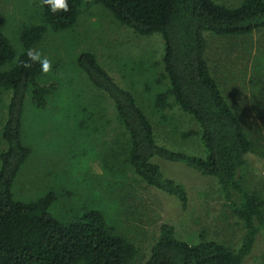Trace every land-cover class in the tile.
Returning <instances> with one entry per match:
<instances>
[{"label":"rangeland","instance_id":"obj_1","mask_svg":"<svg viewBox=\"0 0 264 264\" xmlns=\"http://www.w3.org/2000/svg\"><path fill=\"white\" fill-rule=\"evenodd\" d=\"M215 1L236 6L241 0ZM38 11V0H0V30L17 52L18 34L26 24L40 22ZM204 38L212 75L250 137L256 138L240 172V185L264 198V30L241 36L206 33ZM162 46L160 35L138 34L103 6L83 0L72 27L45 31L38 46L51 63V70L40 79L48 89L45 105L27 102L22 118V139L31 154L14 180L15 198L31 200L52 191L56 197L52 210L58 215L71 214L72 207L101 210L115 231L134 243L137 251L130 264L144 262L162 223L172 225L189 243L214 240L236 248L243 233L214 178L157 160L164 176L186 190L185 208L141 181L123 163L126 138L112 102L75 66L81 50L92 52L108 74L134 94L159 145L200 155L195 121L176 105L161 110L153 106L154 96L166 88L165 79L155 82L162 72ZM9 96L10 91L0 87V130ZM189 131L194 133L185 135ZM262 215L255 244L242 264H264V208Z\"/></svg>","mask_w":264,"mask_h":264},{"label":"trees","instance_id":"obj_2","mask_svg":"<svg viewBox=\"0 0 264 264\" xmlns=\"http://www.w3.org/2000/svg\"><path fill=\"white\" fill-rule=\"evenodd\" d=\"M91 1L132 31L161 36L162 72L155 82L165 79L166 88L154 96L153 106L161 110L176 105L188 114L198 126L195 133L203 150L200 155L188 154L159 145L154 126L134 94L120 86L92 52L81 50L75 66L109 98L124 131L123 163L146 185L175 198L183 208L188 202L186 190L164 176L157 160L179 163L214 178L243 228L234 248L214 240L189 243L178 237L172 225L162 223L142 264H242L263 219L264 198L240 185L246 157L257 143L212 75L204 37L206 33L241 36L264 30V0H241L236 6L215 0ZM82 3L68 0V12L54 13L44 0H38L40 22L21 29L19 52L0 30V67L9 65L0 70V87L10 91L0 130V264H130L136 255L134 243L117 233L101 210L72 207L71 214L61 216L52 210L56 198L52 191L22 200L12 190L31 154L21 134L25 105L43 107L48 90L40 81V63L31 62L26 53L39 51L48 28L62 31L72 27ZM114 156L110 154V158Z\"/></svg>","mask_w":264,"mask_h":264},{"label":"clouds","instance_id":"obj_3","mask_svg":"<svg viewBox=\"0 0 264 264\" xmlns=\"http://www.w3.org/2000/svg\"><path fill=\"white\" fill-rule=\"evenodd\" d=\"M44 3L50 6L52 12L63 11L68 12V0H44ZM23 54V53H21ZM28 59L33 62H39L43 72L47 73L51 70V63L47 58H43L39 51L28 50L26 53ZM30 65L25 63V67Z\"/></svg>","mask_w":264,"mask_h":264}]
</instances>
